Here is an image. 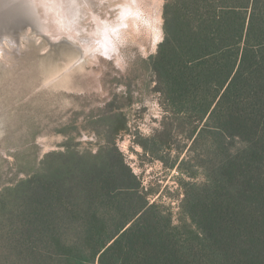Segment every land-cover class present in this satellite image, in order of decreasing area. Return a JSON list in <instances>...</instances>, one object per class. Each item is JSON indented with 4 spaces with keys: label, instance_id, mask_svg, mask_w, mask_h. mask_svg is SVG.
I'll return each instance as SVG.
<instances>
[{
    "label": "trees",
    "instance_id": "obj_1",
    "mask_svg": "<svg viewBox=\"0 0 264 264\" xmlns=\"http://www.w3.org/2000/svg\"><path fill=\"white\" fill-rule=\"evenodd\" d=\"M163 15L148 64L166 110L191 125L181 172L204 171L181 180L190 222L150 201L111 110L89 118L112 133L95 151L72 137L25 176L0 174V264H264V0H165Z\"/></svg>",
    "mask_w": 264,
    "mask_h": 264
},
{
    "label": "rangeland",
    "instance_id": "obj_2",
    "mask_svg": "<svg viewBox=\"0 0 264 264\" xmlns=\"http://www.w3.org/2000/svg\"><path fill=\"white\" fill-rule=\"evenodd\" d=\"M164 3L161 0L163 38ZM24 32H18L23 50L14 49L9 57L0 58V174L5 184L17 173L25 176L19 169L37 167L47 152L61 150L72 137L78 149L95 151L112 133L106 123L94 127L89 118L120 110L128 130H122L115 141L150 201L171 213L174 224L190 222L182 209L185 189L181 180L201 182L205 175L195 161L193 177L180 170L182 160L193 155L188 137L191 125L182 115L166 110L156 90V75L148 64L163 39L155 45L152 33L131 32L115 39L117 44L109 55L99 54L95 60L89 59L92 63L84 62L83 68L74 66L61 73L73 49L61 52L62 39L46 35L57 42L63 58L60 62L34 31ZM44 81L53 83L46 85ZM152 151L164 158L153 157Z\"/></svg>",
    "mask_w": 264,
    "mask_h": 264
},
{
    "label": "bare ground",
    "instance_id": "obj_3",
    "mask_svg": "<svg viewBox=\"0 0 264 264\" xmlns=\"http://www.w3.org/2000/svg\"><path fill=\"white\" fill-rule=\"evenodd\" d=\"M160 3L161 0H0V58L9 57L14 49L23 50L21 41L14 35L27 21L45 36L67 39L69 41L65 45H73L69 48L64 43L59 45L63 53L73 49L68 53L71 56L64 62L61 73L74 66L83 68L84 62L90 58L95 60L99 54L109 55L117 44L115 39L131 32L139 35L152 33L156 45L160 41L158 34L163 33ZM112 11L116 13L114 20ZM56 20L61 23L57 24ZM86 20H90L91 31ZM29 30L24 29L25 32Z\"/></svg>",
    "mask_w": 264,
    "mask_h": 264
},
{
    "label": "water",
    "instance_id": "obj_4",
    "mask_svg": "<svg viewBox=\"0 0 264 264\" xmlns=\"http://www.w3.org/2000/svg\"><path fill=\"white\" fill-rule=\"evenodd\" d=\"M22 27H23V29H30V31H34L35 30V36H38L39 38H40V40H41V42L42 43H44V44H47V45H49L50 47H51V49L52 50H54L53 51V54H54V57L55 58H57L60 62L62 61V58H61V56L58 54V51H57V42L56 41H53V40H51V39H49L47 36H45V34L43 33V32H40V31H38V30H36L37 28H35L33 25H32V23L31 22H29V21H27V22H25V23H23V25H22ZM19 34V33H18ZM18 34H15L14 36H15V38L18 40H20V34L18 35ZM69 40H67V39H63V40H61L60 41V43H65V44H68L67 42H68ZM8 44V43H7ZM9 45V44H8ZM73 46V45H72ZM75 47L76 48H79V46H76L75 45ZM18 51H16L15 53H17ZM56 60V59H55ZM54 81V80H53ZM53 81H51V82H49L48 84H46V85H51V83H53ZM45 82V81H44ZM43 82V83H44Z\"/></svg>",
    "mask_w": 264,
    "mask_h": 264
},
{
    "label": "clouds",
    "instance_id": "obj_5",
    "mask_svg": "<svg viewBox=\"0 0 264 264\" xmlns=\"http://www.w3.org/2000/svg\"><path fill=\"white\" fill-rule=\"evenodd\" d=\"M57 24H60L61 23V21L60 20H56L55 21ZM161 23H162V21H161ZM159 40H162L163 39V35L162 34H158V37H157Z\"/></svg>",
    "mask_w": 264,
    "mask_h": 264
}]
</instances>
